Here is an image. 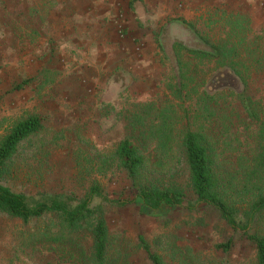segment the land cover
<instances>
[{"label":"rangeland","instance_id":"1","mask_svg":"<svg viewBox=\"0 0 264 264\" xmlns=\"http://www.w3.org/2000/svg\"><path fill=\"white\" fill-rule=\"evenodd\" d=\"M19 2L2 0L0 140L17 121L32 115L42 120L41 129L19 145L1 185L30 198L43 194L81 198L97 183L109 198L131 199L134 191L114 155L118 142L128 137L143 157V181L175 186L193 203L181 148L186 130L198 136L213 174L225 189L241 184L240 162L249 169L264 149V0H225L194 22L193 30L180 22L168 25L167 35L188 49H199L195 35L224 45L227 52L232 47L225 58L231 64L175 47L179 83L160 52L147 71L116 75L112 70L105 87L86 83L88 76L98 79L101 74L87 68L82 53L67 55L72 64L51 71L49 49L39 54L31 49L34 18L50 9L45 0H34L33 6ZM236 19L242 23L240 30L224 26ZM36 32L38 38L47 37L46 29ZM215 75L219 80H212ZM240 96L253 102L256 119L242 111ZM162 134H169L171 142H165ZM169 147L171 151L165 150ZM106 211L105 264H148L137 247V235L164 264L254 262L252 242L232 232L204 204L150 210L136 199ZM82 229L66 234L53 216L23 223L0 212V264H91L89 229L86 225ZM252 229L264 232V212ZM228 239L227 252L214 248Z\"/></svg>","mask_w":264,"mask_h":264},{"label":"trees","instance_id":"2","mask_svg":"<svg viewBox=\"0 0 264 264\" xmlns=\"http://www.w3.org/2000/svg\"><path fill=\"white\" fill-rule=\"evenodd\" d=\"M186 27L193 30V23L181 21ZM230 30H240L242 23L239 20L226 21ZM230 26V27H229ZM168 26L162 25L157 35V45L162 55L167 59L175 77L176 83L180 80V61L175 47L183 48L187 52L203 57L220 59L221 65H229L226 61L229 52L224 45H214L201 36L195 35L199 49H188L185 44L176 38L167 35ZM195 32V31H194ZM20 87V84L15 86ZM14 87V88H15ZM242 111L251 119H256L257 113L253 102L247 96L239 97ZM42 118L38 115L28 116L17 121L0 140V178L4 177L8 165L14 157L19 145L29 136L41 129ZM264 133V123L261 125ZM164 133V132H162ZM159 136V134H158ZM164 141H169V134L164 135ZM181 148L187 167L190 190L194 202H188L184 191L175 186H157L143 181V157L128 137L122 138L114 151L119 167L124 169L130 185L134 191L131 199L120 196H105L97 183L90 185L85 196L57 197L43 194L30 198L16 192L6 185L0 184V212L16 218L23 223L43 216H53L60 223L66 234H76L87 226L91 240V264H105L107 260V222L106 209L110 207L126 206L129 203L139 202L150 210H157L162 206L192 208L196 204H204L213 208L223 222L234 233H238L250 240L254 247L253 264H264V232L258 233L252 229L257 218L264 212V149L250 168L243 170V181L240 185L229 186L225 189L223 183L213 174L205 147L199 142L198 136L190 130L182 135ZM165 150L171 151V148ZM137 247L148 264H164L157 254L143 238L137 235ZM231 240L214 244L219 252H227Z\"/></svg>","mask_w":264,"mask_h":264},{"label":"crops","instance_id":"3","mask_svg":"<svg viewBox=\"0 0 264 264\" xmlns=\"http://www.w3.org/2000/svg\"><path fill=\"white\" fill-rule=\"evenodd\" d=\"M223 1L225 0H45L50 10L45 16L37 14L34 18L36 24L32 27V36L36 39H32L31 49L37 54L43 49H49L52 62L47 66L51 71L62 69L65 63L71 65L72 59L67 58V55L84 54V60L89 65L87 68L96 72L97 76L101 74L98 79L88 76L85 78L86 83L92 81L99 87H105L107 79L113 76L112 73L117 75L122 71H130L133 74L138 70L147 71L152 68L155 55L160 54L157 45L160 26L181 21L194 24L203 20L206 12H213L214 7ZM28 4L33 6L35 2H19L20 6H29ZM0 14L1 71L2 0ZM20 15L28 17L27 14ZM42 29H46V38L43 35L37 37L36 31L40 32ZM3 48L5 55L6 46ZM38 66H41L40 61ZM33 69L36 71L37 67ZM112 70L114 71L111 73ZM0 81L2 84V72Z\"/></svg>","mask_w":264,"mask_h":264},{"label":"flooded vegetation","instance_id":"4","mask_svg":"<svg viewBox=\"0 0 264 264\" xmlns=\"http://www.w3.org/2000/svg\"><path fill=\"white\" fill-rule=\"evenodd\" d=\"M219 78L220 77L218 75H215V77H213L212 80H216V79L219 80Z\"/></svg>","mask_w":264,"mask_h":264}]
</instances>
